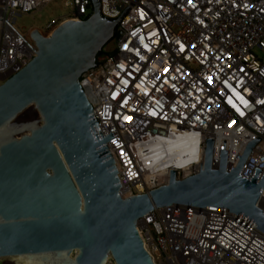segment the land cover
<instances>
[{
	"label": "built area",
	"instance_id": "built-area-1",
	"mask_svg": "<svg viewBox=\"0 0 264 264\" xmlns=\"http://www.w3.org/2000/svg\"><path fill=\"white\" fill-rule=\"evenodd\" d=\"M60 1L67 13L43 28L18 19ZM117 21L113 39L82 73L80 87L115 161L122 198L198 173L205 143L212 163L227 142V171L255 142L239 176L264 173V0H98ZM93 14L91 0H0V85L35 56L45 37ZM180 144L169 159L153 148ZM257 205L264 210V188ZM154 264H264V235L232 213L171 205L137 223Z\"/></svg>",
	"mask_w": 264,
	"mask_h": 264
},
{
	"label": "water",
	"instance_id": "water-1",
	"mask_svg": "<svg viewBox=\"0 0 264 264\" xmlns=\"http://www.w3.org/2000/svg\"><path fill=\"white\" fill-rule=\"evenodd\" d=\"M84 21H66L49 37L30 32L35 56L0 85V261L11 264H154L137 223L171 205L232 213L264 235L257 200L264 173L239 172L255 142L227 171V142L212 163L207 140L198 173L127 198L115 161L79 79L95 68L117 21L101 16L98 0ZM30 118L24 119L25 116Z\"/></svg>",
	"mask_w": 264,
	"mask_h": 264
},
{
	"label": "rangeland",
	"instance_id": "rangeland-1",
	"mask_svg": "<svg viewBox=\"0 0 264 264\" xmlns=\"http://www.w3.org/2000/svg\"><path fill=\"white\" fill-rule=\"evenodd\" d=\"M67 13V9L60 1H56L40 11L25 14L17 21V26L28 30L30 28H43L53 18L62 16ZM111 264L113 262L110 261ZM0 264H11L7 261H0ZM109 264V263H108Z\"/></svg>",
	"mask_w": 264,
	"mask_h": 264
},
{
	"label": "bare ground",
	"instance_id": "bare-ground-1",
	"mask_svg": "<svg viewBox=\"0 0 264 264\" xmlns=\"http://www.w3.org/2000/svg\"><path fill=\"white\" fill-rule=\"evenodd\" d=\"M182 146L180 144H166L165 146H156L153 148L152 157L158 158L160 156H167L169 159L176 158L175 156L181 151ZM111 264L110 262H108Z\"/></svg>",
	"mask_w": 264,
	"mask_h": 264
},
{
	"label": "flooded vegetation",
	"instance_id": "flooded-vegetation-1",
	"mask_svg": "<svg viewBox=\"0 0 264 264\" xmlns=\"http://www.w3.org/2000/svg\"><path fill=\"white\" fill-rule=\"evenodd\" d=\"M30 117H31V115H28V116H25L24 119H28V118H30Z\"/></svg>",
	"mask_w": 264,
	"mask_h": 264
},
{
	"label": "trees",
	"instance_id": "trees-1",
	"mask_svg": "<svg viewBox=\"0 0 264 264\" xmlns=\"http://www.w3.org/2000/svg\"><path fill=\"white\" fill-rule=\"evenodd\" d=\"M101 53L98 54V56L100 55Z\"/></svg>",
	"mask_w": 264,
	"mask_h": 264
}]
</instances>
